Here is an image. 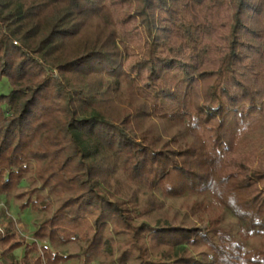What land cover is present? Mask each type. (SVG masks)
Instances as JSON below:
<instances>
[{
  "label": "trees",
  "instance_id": "obj_1",
  "mask_svg": "<svg viewBox=\"0 0 264 264\" xmlns=\"http://www.w3.org/2000/svg\"><path fill=\"white\" fill-rule=\"evenodd\" d=\"M4 79L0 264H264V0H0Z\"/></svg>",
  "mask_w": 264,
  "mask_h": 264
},
{
  "label": "rangeland",
  "instance_id": "obj_2",
  "mask_svg": "<svg viewBox=\"0 0 264 264\" xmlns=\"http://www.w3.org/2000/svg\"><path fill=\"white\" fill-rule=\"evenodd\" d=\"M10 91V85L7 79H4L0 82V93H8ZM17 209L9 202H7L3 197L0 198V219L8 221V219L16 220L17 216ZM35 217L32 213L27 212L21 217L22 223L17 224L21 235L24 236L28 243H32L33 239L31 238V231L33 230ZM24 255V250L19 249L15 252L14 258L16 260H20ZM66 264H78L77 261L72 260Z\"/></svg>",
  "mask_w": 264,
  "mask_h": 264
}]
</instances>
